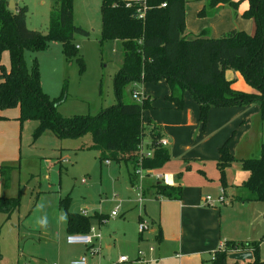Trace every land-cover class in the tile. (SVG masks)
<instances>
[{
	"label": "trees",
	"instance_id": "1",
	"mask_svg": "<svg viewBox=\"0 0 264 264\" xmlns=\"http://www.w3.org/2000/svg\"><path fill=\"white\" fill-rule=\"evenodd\" d=\"M144 1V15L138 17L137 2L126 5L124 0H101L100 41L120 39L122 46L121 63L112 82L116 101L100 107L93 114L63 115L58 111L57 103L65 97L66 85L58 97H50L41 86L37 59L34 57L31 67H28L23 53L25 49H45L48 41L59 40L65 58H76L79 70H83L84 61L78 54L73 37L75 33L88 34L89 31L74 23L73 0H54L45 31L27 26V5L16 4L12 9L8 0H0V111L18 106L20 120L33 118L39 121L36 134L47 129L60 138H76L88 132L91 142L84 144L85 148L106 149L114 159L125 152L132 184L137 182L139 164L145 169L158 168L169 159L170 152L166 144L159 142L162 135L160 125L149 119L144 122L142 117L143 110L152 106L154 96L142 92L141 101L132 99L131 95V99H122L123 89L130 83L165 80L168 85L165 98L171 100L176 108L183 106L184 92L189 90L198 102L202 126L212 106L252 102L258 104L259 117L264 120V0H246L247 6L241 12L243 17L253 19L252 32L231 28L218 36L208 35L205 29L194 34L184 32L186 0ZM240 1L243 0H207L205 5L214 8L228 4L237 9ZM162 2L165 5H161ZM205 5L199 13L205 12ZM4 50L9 54L8 68L2 63ZM227 68L239 71L254 89L233 87L232 79L225 76ZM145 135L150 140L151 154L139 159L138 148ZM228 142L229 138L218 147L216 160L223 188L227 186L225 168L236 159ZM101 153L99 158L105 159L107 156ZM240 164L248 174L240 182L242 193L232 195L231 199L264 202V142L260 143L258 156L241 158ZM8 168L12 166L1 164L3 177L7 176L5 171ZM146 188H154L156 195L175 199L182 193L179 182L168 184L156 180ZM70 197L69 192L59 197V205L67 212L68 232H88L92 216L100 221L106 217L104 213L95 212L94 215L70 211ZM19 203L20 188L16 194L0 196V212L7 218ZM155 237L160 239V227ZM236 250L252 252L247 264H264L259 254V240H225L210 252L208 259H202V264H237L238 261L228 257Z\"/></svg>",
	"mask_w": 264,
	"mask_h": 264
},
{
	"label": "rangeland",
	"instance_id": "2",
	"mask_svg": "<svg viewBox=\"0 0 264 264\" xmlns=\"http://www.w3.org/2000/svg\"><path fill=\"white\" fill-rule=\"evenodd\" d=\"M206 1L186 0L184 5L189 23H193V18H202L198 22L205 26L210 20L207 18H214L215 15L211 17L214 13L206 11L204 16L203 13L199 14V10L197 13L196 4H200L198 9H201ZM17 2L27 5V26L45 31L54 0ZM100 2L101 0H73L74 23L89 31L88 34L75 33L73 37L74 43L78 44V54L84 61L82 71L79 70L76 58H65L59 40L48 41L45 49H25L23 53L28 67H31L34 57L37 59L41 86L50 97H58L63 85H66V95L57 106L63 115L93 114L100 107L116 101L112 82L115 70L121 63L122 46L119 39L100 41ZM226 5L231 11L227 18L235 22L236 9ZM208 8L205 5L204 10ZM238 11L239 9L237 13ZM2 63L8 68L9 58ZM248 85L254 89L249 83ZM122 99H131L127 88L123 89ZM37 122L33 118L25 121L22 157L15 176L20 188L19 206L7 218L0 212V264H16L17 260H26L29 264H50L52 260H56L59 264H64L68 258L83 254L85 246L67 244L65 241L67 212L59 205V196L68 192L71 196L68 209L71 211L80 210L89 214L86 210L96 209L110 213L115 206L118 213L124 210L122 216H108L101 224L102 244L99 252L95 253L99 255L90 257L87 248L86 255L89 256L90 264H139L138 259H135L138 252L144 261L148 260V264H160L155 257L156 251H150V246L152 249L158 246L152 229L154 224L149 223L151 226L148 224L143 230L142 238L137 239L138 222L134 221V213L148 203L150 190L146 188L144 199L139 201L136 183V195L132 187L127 188L122 162L111 161L110 164H105L99 159L98 149L78 148L91 142L88 132L77 138H60L48 130L34 135ZM144 137L146 141L149 139L146 135ZM144 186L143 183V188ZM222 203L217 201L216 205ZM231 210L223 215L225 221H228L229 212H233ZM41 219L46 220L45 226L40 225ZM111 231H114L113 235ZM107 243L111 244L109 259L106 258ZM121 253L128 256L127 262L117 261ZM209 257L207 254L204 259Z\"/></svg>",
	"mask_w": 264,
	"mask_h": 264
},
{
	"label": "crops",
	"instance_id": "3",
	"mask_svg": "<svg viewBox=\"0 0 264 264\" xmlns=\"http://www.w3.org/2000/svg\"><path fill=\"white\" fill-rule=\"evenodd\" d=\"M14 3L15 5L18 4L17 0H14ZM204 5H202V8ZM226 6V4L217 5L214 8L209 7L208 10H205L204 13L206 11L210 14L214 13L211 17L215 15L214 18H207L210 20L205 26L198 22L202 18H193V23H189L187 20L188 13L185 9L184 32L194 34L205 29L208 35L218 36L231 28L244 29L247 32L254 30L253 20L244 18L241 15L242 10L247 6L246 0L240 1L237 7L239 13L236 9L234 16L235 22L227 18L231 15V11ZM198 7H200V4H196L197 13L200 10ZM7 57L9 58L8 51L4 50L2 52V62ZM230 70L233 69L227 68L225 70V76L232 79L233 87L242 90H253L248 83L244 82V78H242L243 76L239 71L233 70L231 72ZM126 88L129 91V96L132 89L154 96L152 106L143 110L142 117L144 122L149 119L159 124L161 137L168 140L166 146L170 152L169 159L160 167L152 169L154 172L161 173L162 178L155 179L151 174H146L142 179L145 185L143 190L147 184H151L152 181L156 180L168 184L179 182L182 185L181 197L178 199L168 198L160 194L156 195L154 188H151L148 203L143 204L141 210L134 213L135 223L144 219L154 224L152 229L155 239L157 229L159 227L161 229V237L156 239L158 246L152 249L156 251L155 257L158 262L160 264H202L205 255H210V252L220 247L225 240H259V254L261 259L264 260V202L260 200L231 199L232 195L242 193L240 182L248 174V171L241 167L240 159L258 156L260 143L264 142V123L259 117L258 104L212 106L208 110L206 123L202 126L199 120L198 102L189 90L184 92L183 106L176 108L171 100L165 98V94L168 92V85L165 80H160L155 85L146 81L134 82L126 85ZM61 101L63 100H60L57 106ZM0 113L4 116L0 118V166L1 164L12 166L11 169H6V177H3L0 172V196L13 195L19 187L18 182L15 181V176L22 157L23 132L27 119L20 120L18 118V106L4 108ZM38 123L39 121L36 124L35 131ZM35 131L34 135L36 134ZM144 138L142 145L145 147L148 146L150 140L147 139L146 141ZM228 138L229 150L236 159L225 168L227 186L223 188L219 179L220 172L216 160L219 156L218 147ZM78 148L85 147L80 145ZM99 153L107 156L105 159H108V162L99 158L105 164H110L111 161L124 164L127 188L132 187L135 192L134 185L136 182L134 184L130 183L128 176L130 168L125 161L127 154L125 152L119 153L118 159H114L112 153L106 149L99 150ZM211 193L214 195L211 196ZM206 194L214 199L216 198V200L212 203L204 202ZM220 194L225 196L226 201H223L221 205H216L217 197ZM229 210L233 212H229L228 221H225L223 215ZM86 211L89 214L103 213L96 209ZM123 211L114 216H111L110 213L104 214H106V217H119L124 214ZM106 217L101 221L96 216L90 218V225L95 227V232H100L99 237H93L91 244L69 243L66 241L65 236L66 243L85 246L86 250L82 252L83 254H87L89 247L94 245L97 250L92 253L89 252V256H98L99 253H95L99 252L102 244L100 226L105 222ZM93 222L96 224H93ZM142 233L143 231H137V239L142 238ZM111 234L113 235L114 231H111ZM106 248V258L109 259L111 244L107 243ZM152 250L150 249V251ZM122 254L125 253L119 254L117 261L127 262L129 260L128 256L127 260L118 259ZM73 258H76V256L68 258L64 264H69V261ZM135 259H138L139 264L142 262L148 264V260L144 261L139 252ZM248 260L236 261H238L237 264H247ZM54 261L56 260H52L51 263ZM22 263L29 264L26 260H17L16 264Z\"/></svg>",
	"mask_w": 264,
	"mask_h": 264
},
{
	"label": "built area",
	"instance_id": "4",
	"mask_svg": "<svg viewBox=\"0 0 264 264\" xmlns=\"http://www.w3.org/2000/svg\"><path fill=\"white\" fill-rule=\"evenodd\" d=\"M126 5H130L132 4V2H137L139 5L137 6V16L138 17H143L144 15V10L146 8L145 5V1L144 0H124ZM141 4V5H140ZM161 5H165V2H162ZM131 98L136 100V101H141L142 100V92H138L137 90H133L131 93ZM159 142L162 144H167L168 140L164 137H160ZM151 154V150L148 146H143L142 144H140L139 148H138V157L139 159H141L143 156H148ZM106 162H108V159H105ZM137 172H138V178H137V182H136V189H138V200L142 201L144 199L143 196V182L142 179L144 178V176L146 174H151L155 179H160L162 178L161 173L159 172H154L151 169H145L141 166V164H139V167L137 168ZM216 200V199H215ZM226 198L223 194H220L217 197V201H225ZM214 201V198H212L209 194H206L204 196V202L207 203H212ZM118 214V208L117 206H115L111 212L110 215L114 216ZM149 222L147 220L141 219L138 222V229L140 232H142L144 229L147 228ZM95 227L94 226H90V230L88 232H69L66 235V241L69 243H85V244H91L92 243V239L94 236L99 237L100 236V232L97 231L95 232ZM96 248H94L93 246L89 247V252H95ZM150 249L152 250V246H150ZM119 260H127V256L122 254L119 256L118 258ZM24 264V263H22ZM51 264H58L57 261L52 262ZM69 264H90L88 261V256L86 254H82L76 258H73L69 261Z\"/></svg>",
	"mask_w": 264,
	"mask_h": 264
},
{
	"label": "water",
	"instance_id": "5",
	"mask_svg": "<svg viewBox=\"0 0 264 264\" xmlns=\"http://www.w3.org/2000/svg\"><path fill=\"white\" fill-rule=\"evenodd\" d=\"M8 6L10 8H15L14 0H8ZM228 257L234 260H245L252 258V252L250 250H236L233 252H230L228 254Z\"/></svg>",
	"mask_w": 264,
	"mask_h": 264
},
{
	"label": "clouds",
	"instance_id": "6",
	"mask_svg": "<svg viewBox=\"0 0 264 264\" xmlns=\"http://www.w3.org/2000/svg\"><path fill=\"white\" fill-rule=\"evenodd\" d=\"M39 223H40L41 226H45L46 225V220L45 219H41L39 221Z\"/></svg>",
	"mask_w": 264,
	"mask_h": 264
}]
</instances>
